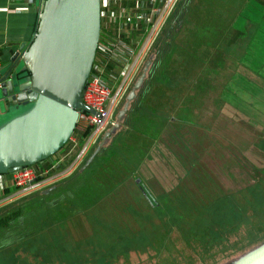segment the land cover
Masks as SVG:
<instances>
[{
  "label": "rangeland",
  "instance_id": "1",
  "mask_svg": "<svg viewBox=\"0 0 264 264\" xmlns=\"http://www.w3.org/2000/svg\"><path fill=\"white\" fill-rule=\"evenodd\" d=\"M195 6L192 16L205 23L194 18L196 26L201 28L192 26L187 38H177L181 52H175L166 65L163 75L167 83L159 72L165 63L162 62L146 82L140 102L138 99L131 108L134 113L131 118L136 115L137 119H131V124L124 126L125 113L119 127L111 134L112 141L110 136L87 165L90 167L87 173L91 175L110 150L118 159L126 156L134 162L141 160L139 138L134 144L138 156L125 153L135 140L127 130L139 131L141 111L157 122L154 125L159 132L137 170L129 175L111 174L110 165H107L104 175L121 176L120 183L94 201L82 203L79 200L73 207L64 200L66 195L60 193L49 195L47 199L40 197L38 192L49 185L29 193L16 190L10 197L0 200V216L27 198L30 199L26 206H32L23 219L28 224H12L11 228L0 232V239L21 236L0 249V264H231L256 247L235 248L246 242L252 226L264 229V79L245 75L237 67H244L248 72L251 66L257 70L259 64L264 67V0H195ZM158 35L145 52L113 114L114 124L149 54H154ZM218 42L219 47H216ZM11 64L8 56L1 58V74ZM198 68L200 70H194ZM148 69L141 86L147 79ZM248 76L250 80L246 79ZM257 94L260 101L255 102ZM29 107L21 106L20 111L1 116L0 126ZM152 107L153 114L148 112ZM103 135L92 145L86 160ZM83 162L80 168L86 166ZM236 190L248 196L239 197L236 203L235 197L233 200L232 196L225 195ZM216 195L222 197L219 204L214 201ZM177 198L186 200L185 203L177 200V204H184L185 208H178ZM54 199L58 203L56 208H63L67 214L65 219L55 220L51 212L56 204ZM28 209L24 207V213ZM211 209L217 210L218 217L222 213L225 225L205 252L200 230L209 223L204 212ZM232 211L236 212L234 221L237 223L233 229ZM36 215L40 224L28 230L27 226ZM94 217L102 223L96 224ZM159 218L191 222L177 224L188 235L176 226L171 233H164ZM191 228H195L193 235L189 233ZM19 229L24 232L15 235ZM56 231L63 245V258L59 260L54 257L50 245L32 239L43 238L47 232L49 238ZM48 251V260H43ZM37 258L40 261H36Z\"/></svg>",
  "mask_w": 264,
  "mask_h": 264
},
{
  "label": "water",
  "instance_id": "2",
  "mask_svg": "<svg viewBox=\"0 0 264 264\" xmlns=\"http://www.w3.org/2000/svg\"><path fill=\"white\" fill-rule=\"evenodd\" d=\"M99 30V0H43L33 39L26 49L19 47L0 76V112L30 105L0 126V174L14 173L52 156L72 135L78 110L93 113L83 104L82 93ZM149 65L147 61L117 113V122L104 133L86 166L119 127ZM231 264H264V242Z\"/></svg>",
  "mask_w": 264,
  "mask_h": 264
},
{
  "label": "built area",
  "instance_id": "3",
  "mask_svg": "<svg viewBox=\"0 0 264 264\" xmlns=\"http://www.w3.org/2000/svg\"><path fill=\"white\" fill-rule=\"evenodd\" d=\"M159 1H148L147 22L140 29L137 45H131L125 35L132 30L133 16L126 13L122 0H99V39L82 93L83 104L93 113L78 110L68 143L41 163L11 173L12 187L29 193L66 178L82 164L99 135L114 124L112 118L120 100L178 0H165L162 4ZM39 2L42 4L43 0ZM138 17L143 20L142 15ZM108 31L114 33L113 38ZM117 65L120 69L113 71Z\"/></svg>",
  "mask_w": 264,
  "mask_h": 264
},
{
  "label": "trees",
  "instance_id": "4",
  "mask_svg": "<svg viewBox=\"0 0 264 264\" xmlns=\"http://www.w3.org/2000/svg\"><path fill=\"white\" fill-rule=\"evenodd\" d=\"M176 6V7H175ZM175 9L172 13V16L169 18L167 21L166 25L161 29L158 38L154 44L153 52L154 54H149L148 56V61H150L149 69L147 72V79L145 80V83L143 86L140 87L139 91L135 95V98L132 100L130 103V108L128 111H126V115L123 120V125L128 126L131 124V119L136 120L137 117L136 115H133L131 118L132 113V106L138 102H140L141 96L143 92L146 90V82L150 78L151 73L160 65V63H163L162 68H159L160 76L164 74V70H166V65L168 61L171 59V56L174 55L175 52L179 51V45H178V40L177 38L179 37H186L188 36V33H190V30L193 29L191 28L192 26L195 27V29L198 27L196 26V23L194 22V18H196L198 21H200L199 17H193L192 12H194L196 6H195V0H178L175 4ZM200 22L205 23V21L201 20ZM205 26V25H204ZM201 27H198L197 29H200ZM194 35V34H193ZM191 37V35L189 34ZM195 36V35H194ZM201 35L199 36V38ZM194 38V37H191ZM162 58V59H161ZM160 59V60H159ZM195 71L200 70L194 69ZM200 73V72H198ZM165 83H167L166 77H164ZM200 80L198 79V76L196 77V84H198ZM146 102V101H145ZM144 102V103H145ZM147 105V103L145 104ZM148 112L153 114L154 113V107L152 109H148ZM139 131L138 130H127V132L130 134L131 137H133L135 140L131 142V148L126 150L125 153L129 154L130 156H138V154H135V148L134 144L137 141V138H139V159L142 160V158H145V155L148 153V150L152 146V142L154 140V137L158 136V131H156L155 123L154 120L150 117L147 118V114L142 113L141 111L139 112ZM90 129L85 132L84 135H87L89 133ZM124 134V132H123ZM113 135H111V140L112 141ZM68 143L67 142L64 144V146ZM64 146H62L59 150H61ZM101 148V147H100ZM99 152V151H98ZM97 152V153H98ZM95 154V156L97 155ZM94 156V157H95ZM93 157V159H94ZM118 156L115 154L114 151L110 150V153L108 156L102 158L101 163L96 167V170L91 171V175H89L87 172L89 171L88 166H85L84 168H80L82 165H80V169L77 172L71 173L69 176L66 178H63L62 180H59L58 182L50 185L49 187L42 189L40 192H38L40 197H45L47 199L50 197L49 195H55L60 193L61 196H65L66 198L64 199L66 203L70 206L73 207L74 205H77V202L80 200L82 203H87V202H92L98 197L102 196L106 191L113 190L114 187H116V184L120 183V180L122 179L121 176L118 177V175H110V176H105L104 175V170L107 165H110V171L111 174H116V173H124V174H133L135 170H137V167L140 166L141 160H137L136 162L132 161L131 157L128 158L126 156L117 158ZM91 160V162L93 161ZM86 162V159L84 160L83 163ZM90 162V163H91ZM89 163V164H90ZM88 164V165H89ZM140 172V170H139ZM108 181H111L110 184H107ZM115 184V185H114ZM75 186V187H73ZM8 192H14L16 190L15 187H9L7 188ZM45 190H49L48 192H45ZM264 191V190H262ZM104 192V193H103ZM102 193V195H101ZM225 195H230L232 196L233 200L235 197L236 203L239 202V197H244L248 196L246 192H240L238 190L236 191H229ZM180 196V195H179ZM178 196V197H179ZM59 198V196L57 197ZM222 198L221 196L216 195L214 198V201L219 204V199ZM30 198H27V201H22L21 205H18L17 207L7 211L5 214L0 216V232L5 231L6 229L11 228L12 224H19L22 222L23 224H28L26 223L24 219V215L28 213L29 211L32 210V206H26L28 204ZM180 199L181 202L185 203L186 200L183 198H177L175 200V204L178 206V208H185L182 205L184 204H177V200ZM55 201L56 204H54V207L52 209V213L54 215V218L56 221H59L61 218L65 219L67 217V214H64V209L63 208H56V205H58L57 200ZM244 201V200H243ZM240 205V204H239ZM79 206V205H78ZM154 206H157V202L154 204ZM238 206V204H237ZM24 207H29V209L24 213ZM71 209V208H70ZM93 209V207H92ZM92 212H90L91 214ZM98 215V210L95 212ZM207 219L209 220V223L205 224L203 229L200 230V235L201 237L203 236L204 241L202 242L203 248L205 252H208V248L212 246L213 240L216 239V235L219 234L223 226L225 225V222L223 220L225 218L222 217V213L219 214V217L217 216V210L216 209H211L208 212H204ZM234 211H232L231 216L233 214V224H231V229H233L234 224L236 226L237 223L234 221ZM196 216V213L195 215ZM199 219H202L201 215L197 216ZM37 215L33 217V221L29 226H27L28 230H33L38 224H40V221H37ZM95 218V217H94ZM92 219V216H91ZM98 219V218H97ZM160 223L163 225V231L166 234L171 233L173 228H176L183 234L188 235L186 233V230L181 228V226H178L177 224H191L190 223H183L181 221H176V220H171L167 221L160 219ZM93 221V219H92ZM96 224H101L102 222L99 220V223L97 222L95 218ZM197 224H204V222H198ZM49 225H54V224H49ZM48 225V226H49ZM202 227V226H201ZM237 228V227H236ZM234 228V229H236ZM23 229L17 230L15 235H19L24 232ZM47 231V230H44ZM189 232L191 235H193V232L195 231V228H191ZM35 232V231H34ZM51 236L53 237V233H51ZM21 236L15 237V239H0V249L3 248L5 244L9 245L12 244L15 240L20 239ZM246 242H241L242 245L236 246L235 248L239 249H244L246 247L252 248V245L257 246L258 244H261L264 242V229L261 227L257 226H252L250 230L247 232V236L245 237ZM257 244V245H256ZM52 245V244H48ZM111 245V244H110ZM63 246V245H62ZM51 247H54L51 246ZM50 247V249H51ZM234 248V249H235ZM53 251L52 253H54ZM49 252H47L48 254Z\"/></svg>",
  "mask_w": 264,
  "mask_h": 264
},
{
  "label": "crops",
  "instance_id": "5",
  "mask_svg": "<svg viewBox=\"0 0 264 264\" xmlns=\"http://www.w3.org/2000/svg\"><path fill=\"white\" fill-rule=\"evenodd\" d=\"M148 1L149 0H122L126 13L130 16H133L132 30L126 32L125 35L126 42L131 45H137L135 43L140 37V29L147 22V13L149 6ZM164 2L165 0L159 1L160 4ZM40 8L41 4L38 0H0V59L8 56L10 61H12V58L17 54L20 46L24 45L25 49L29 46L31 40L33 39V35L36 32ZM140 15L143 16V20L141 21L138 17ZM108 33L109 37L113 38L114 33L109 31ZM215 46L219 47V42ZM210 51H212V49H210ZM258 67L259 70L251 66V71L249 72L246 68L240 66L237 67V70L243 71L245 75L248 73L250 76H261L264 79V67H262V64H259ZM116 69L119 70L120 67H115L113 71H116ZM1 73L2 72H0V76L2 75ZM246 79L250 80L251 78L248 76ZM259 97L260 96L258 94L255 95V102L260 101ZM20 109L21 106H14L7 112L1 111L0 117L6 115V113L9 112H18L20 111ZM10 177V173L0 174V200L8 198L14 193H9L7 189L12 186L9 181ZM55 227L56 229H58L56 225ZM57 231L55 234H53V237L51 236L48 238L47 232L45 237L43 238L33 237L32 239H39L41 242H45V244L47 245H54V247H51V250L55 251L54 257L59 260L63 258V252L61 251L62 245L58 241L59 237L57 235ZM47 258L48 254H46V257L43 260H48ZM38 259L39 258H37L36 261H40Z\"/></svg>",
  "mask_w": 264,
  "mask_h": 264
}]
</instances>
